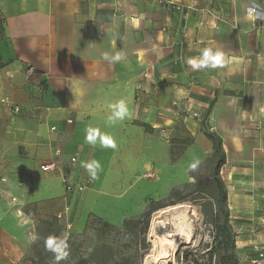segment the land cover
Returning <instances> with one entry per match:
<instances>
[{
    "label": "crops",
    "instance_id": "crops-1",
    "mask_svg": "<svg viewBox=\"0 0 264 264\" xmlns=\"http://www.w3.org/2000/svg\"><path fill=\"white\" fill-rule=\"evenodd\" d=\"M206 47L223 52V66L191 70ZM118 51L120 62L103 59ZM4 97L21 111L0 102V264H40L39 223L81 232L140 182L170 193L172 139L190 134L195 154L211 155L205 129L226 154L240 264L264 249V0H0ZM121 99L129 116L107 124ZM89 127L116 147L87 143ZM92 160L102 166L94 180L82 166ZM50 162L59 169L43 172ZM64 175L86 190L67 195Z\"/></svg>",
    "mask_w": 264,
    "mask_h": 264
},
{
    "label": "rangeland",
    "instance_id": "rangeland-1",
    "mask_svg": "<svg viewBox=\"0 0 264 264\" xmlns=\"http://www.w3.org/2000/svg\"><path fill=\"white\" fill-rule=\"evenodd\" d=\"M193 143L194 138L190 134L181 141L172 139L171 166L165 171L167 182L172 184L170 193L159 195L163 187L167 188L164 181L150 189L145 182H140L123 200L106 199L109 201L102 203L105 207L101 212L106 214L107 219L90 218L88 224H93L85 226L81 232H70L65 224L59 226L53 219L47 221L54 225L53 229H48L45 223H39L34 244L36 247L33 248L34 258L40 264H55L54 254L45 248L44 243L49 236H55L65 238L69 245V256L60 264H127V261H130L129 264L208 263L215 234L207 216L208 195L204 189L208 188L205 183L211 181L212 154H195L191 148ZM185 149L189 151L186 158ZM197 183H203L202 191L192 194L186 202L155 212L146 233L139 229L136 241L130 242L132 235H127L121 228L125 219L139 217L148 201L165 199L176 188L183 192L194 191ZM147 193L153 194V197L148 198L150 200H144ZM95 219H101L117 228L110 231L103 229L102 224ZM131 255H135V258L127 260Z\"/></svg>",
    "mask_w": 264,
    "mask_h": 264
},
{
    "label": "trees",
    "instance_id": "trees-1",
    "mask_svg": "<svg viewBox=\"0 0 264 264\" xmlns=\"http://www.w3.org/2000/svg\"><path fill=\"white\" fill-rule=\"evenodd\" d=\"M205 134L213 143L210 168L211 181L205 183L208 188L204 190H207V207L209 209V214H207V216L210 218V224L214 228L215 242L212 250L210 251V260L208 263L205 261L204 263L197 262L196 264H213V260H215L214 264H240L239 251L236 246V235L231 225V213L228 207L227 189L221 177V169L226 163V154L222 147V139L218 135L210 133L206 129ZM202 190L203 183H197L194 191L183 192L182 190L176 188L165 199L148 201L144 212L139 217L125 219L121 228L126 231L127 235H132L130 242H135L136 237L138 236L137 231L140 229L144 230V234L146 233L151 217L155 212L178 203L186 202L192 194L198 193ZM95 220L102 224L103 229H108L110 231L117 228L115 225L104 222L101 219ZM89 224L92 225L93 222H89ZM53 228L54 225L52 226L49 224L48 229ZM59 229L60 228H58V230ZM131 258H135V255L129 256L127 260H131ZM185 258L188 260V254L185 255ZM129 263L130 261H127V264Z\"/></svg>",
    "mask_w": 264,
    "mask_h": 264
},
{
    "label": "clouds",
    "instance_id": "clouds-1",
    "mask_svg": "<svg viewBox=\"0 0 264 264\" xmlns=\"http://www.w3.org/2000/svg\"><path fill=\"white\" fill-rule=\"evenodd\" d=\"M103 59L109 63H118L122 59H125V57L123 53L119 51L114 54L105 52L103 54ZM223 59L224 54L220 49L206 47L199 53V55L189 58L186 62L191 70L199 71L206 68L222 67ZM109 107L111 109V114L107 118V124L109 125L115 124L117 121H123L130 114L129 107L123 99L111 104ZM85 140L91 145H96L97 141H99L102 147H116L115 140L109 134L102 132L98 127L87 128ZM82 166L86 169L90 178L93 180L97 178L98 172L102 167L97 160L83 163ZM192 167L195 168L196 165L193 164ZM44 243L45 248L54 254L55 264H60V261L68 258L69 245L65 238L49 236Z\"/></svg>",
    "mask_w": 264,
    "mask_h": 264
},
{
    "label": "built area",
    "instance_id": "built-area-1",
    "mask_svg": "<svg viewBox=\"0 0 264 264\" xmlns=\"http://www.w3.org/2000/svg\"><path fill=\"white\" fill-rule=\"evenodd\" d=\"M30 74L34 73L33 69H30L29 71ZM2 104H5L9 106V109L12 113H19L21 111V108L10 98V97H4L0 101ZM77 162L76 158L71 159V164H74ZM66 169L69 168V166H65ZM59 169V166L55 162H50V163H44L41 165V170L45 173H50L54 172ZM63 182L65 186V192L67 195H72V194H81L86 190V186L79 184L75 182L74 180L70 179L67 176H63ZM63 215L62 213L58 215V218H62ZM70 223L67 224V229L69 230ZM254 252L256 253V257H251V256H246L245 261L247 264H264V249L260 247L259 245H255L254 247Z\"/></svg>",
    "mask_w": 264,
    "mask_h": 264
}]
</instances>
